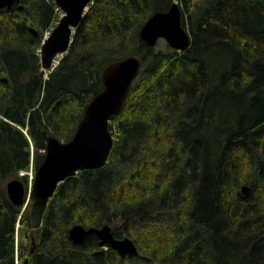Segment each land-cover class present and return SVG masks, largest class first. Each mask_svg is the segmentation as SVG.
I'll return each mask as SVG.
<instances>
[{"label":"trees","instance_id":"trees-1","mask_svg":"<svg viewBox=\"0 0 264 264\" xmlns=\"http://www.w3.org/2000/svg\"><path fill=\"white\" fill-rule=\"evenodd\" d=\"M174 1L190 46L148 47L143 25ZM59 15L55 0L0 9V264H16L17 248L29 264H264V0H93L45 76ZM130 54L142 68L111 118L107 164L67 178L47 205H15L8 182L28 192L20 170L36 171L50 137L71 140L104 69ZM78 223L111 225L138 251L95 234L75 244Z\"/></svg>","mask_w":264,"mask_h":264},{"label":"water","instance_id":"water-1","mask_svg":"<svg viewBox=\"0 0 264 264\" xmlns=\"http://www.w3.org/2000/svg\"><path fill=\"white\" fill-rule=\"evenodd\" d=\"M19 2L20 0H0V9H10ZM55 2L63 14L42 45L41 57L44 69H50L59 54L68 52L75 29L83 21L92 0H55ZM140 34L148 47H155L160 38H164L172 48L179 51L187 49L191 44V35L183 26L182 10L176 1L167 11L154 12L143 25ZM141 68L142 59L137 54H130L109 64L102 73L104 88L86 106L71 140L63 141L54 136L49 138L45 157L36 170L30 190L36 204H48L60 183L67 178L80 171L102 168L107 164L115 141L109 126L110 120L123 111ZM7 190L15 205L24 204L26 187L22 180L9 181ZM242 190L247 194L249 187L244 186ZM92 234L97 236L101 247L109 245L120 254L138 251L133 239L116 237L113 227L108 224L86 227L78 223L69 230V237L75 244L82 243ZM23 240L26 244L30 243L28 232H25ZM34 247L33 239L32 253ZM22 264H29V261L25 260Z\"/></svg>","mask_w":264,"mask_h":264},{"label":"rangeland","instance_id":"rangeland-1","mask_svg":"<svg viewBox=\"0 0 264 264\" xmlns=\"http://www.w3.org/2000/svg\"><path fill=\"white\" fill-rule=\"evenodd\" d=\"M180 6L183 7L182 4H181ZM61 14H62V11H60V15H61ZM60 15H59V16H60ZM166 43H167V41H166L164 38H160L159 41H158V43H157V45H158L159 48H162V49H163V48L166 47ZM167 44H168V43H167ZM61 58H62V54L59 55L58 60H60ZM111 122H112L111 124L113 125V124H114L113 121H111ZM111 131H112V133H113V136H114L115 141L118 140V139H119V137H118V136H119L118 132H116L114 128H112ZM115 141H114V142H115ZM22 238H23V235H22V237L20 236V239H21V240H22ZM24 242H25V241H24ZM21 258H22L21 255H19V260H21Z\"/></svg>","mask_w":264,"mask_h":264},{"label":"built area","instance_id":"built-area-1","mask_svg":"<svg viewBox=\"0 0 264 264\" xmlns=\"http://www.w3.org/2000/svg\"><path fill=\"white\" fill-rule=\"evenodd\" d=\"M22 173H24V172H22ZM27 173H29L32 176V172H27Z\"/></svg>","mask_w":264,"mask_h":264},{"label":"flooded vegetation","instance_id":"flooded-vegetation-1","mask_svg":"<svg viewBox=\"0 0 264 264\" xmlns=\"http://www.w3.org/2000/svg\"><path fill=\"white\" fill-rule=\"evenodd\" d=\"M86 240V239H85ZM97 240L99 241V239L97 238Z\"/></svg>","mask_w":264,"mask_h":264},{"label":"bare ground","instance_id":"bare-ground-1","mask_svg":"<svg viewBox=\"0 0 264 264\" xmlns=\"http://www.w3.org/2000/svg\"><path fill=\"white\" fill-rule=\"evenodd\" d=\"M185 27V26H184Z\"/></svg>","mask_w":264,"mask_h":264}]
</instances>
